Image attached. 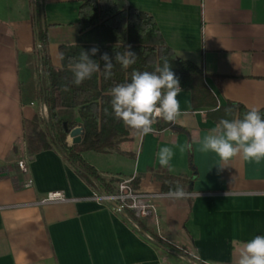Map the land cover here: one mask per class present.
Returning a JSON list of instances; mask_svg holds the SVG:
<instances>
[{
	"label": "crops",
	"instance_id": "1",
	"mask_svg": "<svg viewBox=\"0 0 264 264\" xmlns=\"http://www.w3.org/2000/svg\"><path fill=\"white\" fill-rule=\"evenodd\" d=\"M81 1L45 0L47 52L56 67L59 45L77 40ZM128 2L154 17L179 57L204 69L220 105L234 101L248 109L264 107V0ZM32 3L0 0V264H183L177 252L160 243L165 250L148 246L87 199L92 188L55 148L31 155L27 177L33 185L20 184L24 176L16 161L27 151L24 120L42 110L41 102H23L20 92L36 51ZM177 99L182 115L175 124L188 131L193 145L196 175L189 198L167 197L149 170L191 176L188 151L178 147L188 142L184 133L164 129L141 135L132 129L129 140L119 144L121 153L86 151L83 156L106 178L140 176L138 191L154 194L155 214L142 220V230L151 237L156 234L203 263L232 264L235 249L264 235V159L238 156L225 164L214 153L201 152L200 140L216 123L206 108L192 106L188 90ZM163 146L174 150L170 167L158 162ZM77 183L85 185V192L76 191ZM56 190L74 200L40 202Z\"/></svg>",
	"mask_w": 264,
	"mask_h": 264
},
{
	"label": "trees",
	"instance_id": "2",
	"mask_svg": "<svg viewBox=\"0 0 264 264\" xmlns=\"http://www.w3.org/2000/svg\"><path fill=\"white\" fill-rule=\"evenodd\" d=\"M32 2L35 59L30 55L26 75L20 81V92L23 102L31 104L38 101L44 104L47 116L43 119L35 116L31 120H24L26 149L30 155H34L55 148L92 189L104 188L110 192L113 190V183L117 181L116 177H104L83 154L86 151L121 153L119 144L129 140L132 129L115 118L108 92L117 84L130 82L133 70L151 72L157 64L162 66L164 60H167L179 79L181 89L190 92L192 106L206 108V116L215 123L222 118H243L250 110L234 101H226L220 105L217 96L206 84L204 69L179 57L165 42L154 17L130 5L128 0H82L78 8L80 30L77 40L71 44L59 45L60 66L56 67L47 52L49 37L44 14L45 0ZM93 47L99 49L95 56L90 51ZM125 50L137 55L136 63L128 69L122 68L115 61L116 53H123ZM82 51L89 52L90 58L98 61L101 68L104 61L100 57L107 53L114 64L113 75L106 79L101 73H95L79 86L73 84L69 63L71 58H78ZM259 110L264 117V107ZM78 124L83 127L81 141L68 145L65 138ZM164 129L186 134L189 142V133L185 128L163 120L154 124L155 132ZM192 156V150L188 151L191 176L149 169L161 182L163 193H168L177 186L190 191L192 179L196 175ZM139 180L140 176L133 177L130 183L133 190H138ZM127 215L144 229L142 220L130 210H127ZM152 237L166 249L183 252L156 234H152Z\"/></svg>",
	"mask_w": 264,
	"mask_h": 264
},
{
	"label": "clouds",
	"instance_id": "3",
	"mask_svg": "<svg viewBox=\"0 0 264 264\" xmlns=\"http://www.w3.org/2000/svg\"><path fill=\"white\" fill-rule=\"evenodd\" d=\"M90 51L95 56L99 49L93 47ZM136 56L134 52L125 50L123 53H116L115 61L122 68L128 69L136 63ZM100 59L104 61L103 68L98 61L90 58L87 51H82L78 58H71L69 68L73 73L72 83L79 86L85 80L91 79L95 73H101L106 79L110 78L114 67L112 59L107 53ZM181 91L179 79L171 70L170 63L164 60L162 66L157 64L151 72L133 70L130 82L115 85L108 95L111 96L115 118L139 134L148 135L154 131L153 125L160 120L180 122L182 113L177 97ZM178 147L180 152H185L191 151L193 145L185 142ZM199 150L214 153L225 164L238 156L257 162L264 159V117L260 110L253 107L243 118L220 119L202 137ZM174 154L172 147H161L157 153L159 164L170 167ZM165 195L179 200L189 198L191 192L177 186ZM232 264H264V235H256L235 249Z\"/></svg>",
	"mask_w": 264,
	"mask_h": 264
},
{
	"label": "built area",
	"instance_id": "4",
	"mask_svg": "<svg viewBox=\"0 0 264 264\" xmlns=\"http://www.w3.org/2000/svg\"><path fill=\"white\" fill-rule=\"evenodd\" d=\"M45 115L47 116L46 106L42 105ZM154 129V125H153ZM155 132V131H153ZM32 161V156H21L16 161V168L18 173L21 176H24V179L20 181V184L24 188H29L33 185V179L31 177H27L29 174V165ZM26 176V177H25ZM133 179L132 177H117V181L114 183L113 190L107 192L104 188H99L100 195L93 194L91 197L87 199L94 200H105L110 205L111 208L119 213H121L127 220L132 222L136 228H140L134 221L128 217L127 210H130L137 218L143 220L149 218L155 214L154 205L152 203V199L154 194L140 192L138 190H133L130 183ZM69 200H74V198L70 199L65 196L62 191L56 190L51 191L46 194L44 198L40 200L41 203H51V202H65ZM141 229V228H140ZM142 233L148 235L145 231L141 229ZM176 256L181 260L183 264H205L195 258V256L185 253V252H177Z\"/></svg>",
	"mask_w": 264,
	"mask_h": 264
},
{
	"label": "rangeland",
	"instance_id": "5",
	"mask_svg": "<svg viewBox=\"0 0 264 264\" xmlns=\"http://www.w3.org/2000/svg\"><path fill=\"white\" fill-rule=\"evenodd\" d=\"M38 117L40 119L46 118L43 106H42V110L39 111ZM67 138H68V135L66 136L65 141L67 142L68 145H71V142H69L67 140ZM29 155L30 154L26 151L22 156H29ZM117 162L122 164V161H121L120 158L117 159ZM29 168H30V165H29ZM85 190H86V188H85V185L83 183L82 184H78L77 183L76 191L85 192ZM93 194L100 195L99 188L98 189H92V192H91V194L88 197H91ZM92 201H94L98 206H100V207H102L104 209H107L111 214H113V216L115 218L119 219L130 231H132L140 240L145 242L148 246H150V247L152 246L156 250H159L161 248H162V250L163 249L165 250V248L160 246V244L157 242V240L154 239L153 237H151V235L149 233L146 232L148 235L143 234L140 228H136L134 226V224L132 222H130L129 220H127L121 213L113 210L111 208V205L107 201H105V200L97 201V200H94V199H92Z\"/></svg>",
	"mask_w": 264,
	"mask_h": 264
},
{
	"label": "water",
	"instance_id": "6",
	"mask_svg": "<svg viewBox=\"0 0 264 264\" xmlns=\"http://www.w3.org/2000/svg\"><path fill=\"white\" fill-rule=\"evenodd\" d=\"M82 133H83V127L80 124L76 125L72 130H70L68 136L71 137V145L77 144L81 141Z\"/></svg>",
	"mask_w": 264,
	"mask_h": 264
},
{
	"label": "bare ground",
	"instance_id": "7",
	"mask_svg": "<svg viewBox=\"0 0 264 264\" xmlns=\"http://www.w3.org/2000/svg\"><path fill=\"white\" fill-rule=\"evenodd\" d=\"M69 137V136H68ZM70 138V141L69 142H71V137H69Z\"/></svg>",
	"mask_w": 264,
	"mask_h": 264
}]
</instances>
